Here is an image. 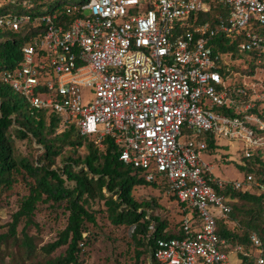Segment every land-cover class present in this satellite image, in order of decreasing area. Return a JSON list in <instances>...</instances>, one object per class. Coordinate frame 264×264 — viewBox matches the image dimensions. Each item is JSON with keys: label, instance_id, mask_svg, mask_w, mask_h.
I'll return each instance as SVG.
<instances>
[{"label": "built area", "instance_id": "2783aa9c", "mask_svg": "<svg viewBox=\"0 0 264 264\" xmlns=\"http://www.w3.org/2000/svg\"><path fill=\"white\" fill-rule=\"evenodd\" d=\"M34 1L0 15V27L45 25L0 80L57 114L59 130L73 122L97 142L113 139L121 160L178 201L185 236L158 239L160 264H243L250 251L221 237L217 220L232 210L228 189L264 193V181L221 178L203 155L227 138L242 143L243 156L264 158V116L254 110L264 93L234 80L253 74L223 73L240 60L213 43L217 34L243 36L241 50L264 64V0H89L69 23L33 14ZM250 238L251 264H264L258 234Z\"/></svg>", "mask_w": 264, "mask_h": 264}, {"label": "trees", "instance_id": "16d2710c", "mask_svg": "<svg viewBox=\"0 0 264 264\" xmlns=\"http://www.w3.org/2000/svg\"><path fill=\"white\" fill-rule=\"evenodd\" d=\"M51 1L35 0L33 14L56 13L57 22L69 23L83 15L82 6L89 0L74 3L56 0L57 4L49 8ZM25 10L22 0H0V15ZM44 30V24L33 21L19 30L0 27V71L16 66L22 60V47L29 37ZM243 38L223 34L214 37L216 53L229 52L232 59L240 60L238 64L222 65L223 73L235 70L252 75L257 67L264 68L252 51L241 50L239 45ZM261 92L264 93V88ZM255 101L254 110L264 116V100ZM59 126L57 114L47 108L32 107L28 98L0 80V190L10 188L20 174L23 177L28 174L33 179L29 194L13 214L8 231L0 233V264H82L83 247L93 235L91 224L97 225L93 205L102 200L113 224L133 226L136 258L146 253L151 257L149 264H160L154 256L158 239L183 237L184 231L181 227L175 232L167 230L168 222L153 211L156 201L140 202L133 190L145 184L163 189L164 186L156 181L147 182L139 169L121 160L120 147L110 137L97 142L94 136L82 134L73 122L61 130ZM19 138L39 143L42 152L36 157L22 156L15 145ZM81 145L86 149L84 154H78ZM217 147L210 138L209 151L214 152ZM66 149H70V153L66 154ZM57 156H61L62 165L53 167ZM243 159L245 162L239 166L245 174H254L256 179L264 181V158L256 154L243 156ZM227 194L232 210L217 220V232L250 251L251 255L243 258V264H251L255 250L250 238L253 232L261 240L264 255V193L228 189ZM39 200L63 204L69 212L67 223L57 237L41 246L27 230L30 225H37L34 213ZM22 219L25 224L18 235L17 226ZM63 246V254L53 255Z\"/></svg>", "mask_w": 264, "mask_h": 264}, {"label": "rangeland", "instance_id": "374dc122", "mask_svg": "<svg viewBox=\"0 0 264 264\" xmlns=\"http://www.w3.org/2000/svg\"><path fill=\"white\" fill-rule=\"evenodd\" d=\"M78 1L81 0H67L68 3ZM56 4L57 1L52 0L48 7L53 8ZM88 13L89 10L86 9L85 14ZM241 77L236 74L234 80L242 79L247 85L256 84L255 88L262 90L264 86L262 84L264 80L263 69L257 67L252 76ZM219 143V152L214 156L204 154L203 158L206 160L215 159L214 172L217 176L224 179H243L245 170H242L239 166V164L245 162L242 143L239 140H229L227 138H220ZM15 145L17 152L22 156L36 157L42 152L39 143L29 141L27 138L16 139ZM69 151L70 149H66L65 153H70ZM85 152L86 149L81 145L78 154H84ZM61 165V156H57L53 167ZM30 182H33L31 176L27 174L23 177L20 174L17 181L10 188L0 190V233L8 231L9 223L13 220V214L20 208L22 201L29 194ZM133 195L140 202L156 201L157 204L152 207L153 211L168 222L167 230L175 232L181 227L183 217L181 206L175 198L164 194V189L161 186H155L154 184L138 185L133 190ZM93 207L97 225L91 224L93 235L91 240L83 247L82 264H149L151 261L149 254L144 253L138 259L136 258V246L132 237L133 226L113 224L108 218L104 200L95 203ZM68 214L69 212L63 204L53 205L51 201L39 200L34 213L37 225H30L27 229L28 233L33 235L38 246L54 240L65 227ZM24 224L25 220L22 219L17 226L18 235L21 234ZM64 252L65 246L58 248L53 252V255H60Z\"/></svg>", "mask_w": 264, "mask_h": 264}]
</instances>
